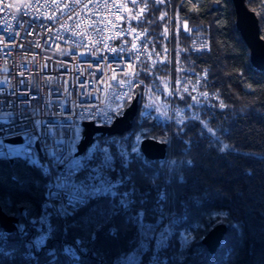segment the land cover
Returning a JSON list of instances; mask_svg holds the SVG:
<instances>
[{
  "label": "trees",
  "instance_id": "obj_1",
  "mask_svg": "<svg viewBox=\"0 0 264 264\" xmlns=\"http://www.w3.org/2000/svg\"><path fill=\"white\" fill-rule=\"evenodd\" d=\"M245 4L255 13L264 40V0H245ZM182 21L187 22L188 33L181 31ZM138 26L153 37L157 48L170 50L171 63L143 64L139 82L117 113L138 94L134 125L121 135H97L82 156L98 146L113 155L119 170L120 154L127 152L125 159L141 190L149 193L148 207L156 198V186L167 191L177 223L170 247L159 254L169 264H264V70L250 63L248 48L235 27L231 1L151 0ZM198 37L207 39V49L192 47ZM148 137L165 142L162 161L137 155L140 140ZM225 144L229 150L221 152ZM13 174L26 178L23 187L12 182ZM46 185L40 169L23 161L0 160V207L8 216L21 214L16 226L25 205L34 215L23 222L27 225L38 218ZM96 203L90 202L68 223L78 221ZM218 213L227 214L220 218L226 229L210 254L201 238L217 224L212 216ZM52 222L59 230L44 248L31 250V259L27 243L37 232L30 227L27 237L19 236L17 227L4 232L8 234L5 251L13 255L0 259V264H68L62 253L53 260L48 252L73 244L82 233L69 229L65 236L64 220ZM113 226L115 234L110 231ZM185 229L191 231L192 239L181 247L179 234ZM138 246V228L121 214L97 233L94 244L88 245L90 251L77 252L76 264H119ZM155 253L153 240L141 255V264H152ZM173 255L175 261L170 259Z\"/></svg>",
  "mask_w": 264,
  "mask_h": 264
},
{
  "label": "built area",
  "instance_id": "obj_2",
  "mask_svg": "<svg viewBox=\"0 0 264 264\" xmlns=\"http://www.w3.org/2000/svg\"><path fill=\"white\" fill-rule=\"evenodd\" d=\"M149 2L0 0V109L55 120L66 139L83 121L111 124L143 64L171 63L170 50L157 48L138 26ZM180 27L189 32L187 22ZM191 45L204 50L208 41L198 37ZM9 139L24 142L22 136Z\"/></svg>",
  "mask_w": 264,
  "mask_h": 264
},
{
  "label": "snow or ice",
  "instance_id": "obj_3",
  "mask_svg": "<svg viewBox=\"0 0 264 264\" xmlns=\"http://www.w3.org/2000/svg\"><path fill=\"white\" fill-rule=\"evenodd\" d=\"M223 106L222 104L221 107ZM36 115V112L29 116L23 110L5 112L0 109V160L23 161L42 170L49 178L46 200L38 218L29 220L26 225L24 219L34 214L25 205L21 223L16 226L21 237L29 235V227L37 232L35 239L27 243L30 249L27 257L31 259V250L44 248L46 242L54 238L59 225L52 221L63 219L65 236L69 229H78L82 235L76 236L73 244H63L59 249L49 251L48 256L54 260L62 253L68 264H76L79 259L77 252L90 251L88 245L94 244L97 233L111 224L116 216L123 214L127 223L138 228L139 238L138 248L127 256L123 264H141L140 257L148 251L153 240L156 253L151 257L152 264H169V260L162 259L159 254L161 249L170 247V239L177 223L167 191H162L156 186V198L151 202V207H148L149 193L141 190L136 173L131 170L129 161L125 159L129 155L127 152L122 151L120 154L119 170L113 162V155L98 146L90 150L86 157L78 158L73 154L75 132L70 139H66L58 132V129L63 127L61 123L55 120L44 122L38 118L32 119ZM208 133L214 135L211 129H208ZM15 136H22L24 142L20 145L6 143L9 137ZM37 144L39 148L35 147ZM219 150H229V145H222ZM135 151L133 146V152ZM187 163L191 165L192 162ZM60 168H63V171H58ZM11 180L20 187L26 183V178L20 174H13ZM92 201L97 203L89 208L85 216L75 223H68L69 217L75 216ZM216 215L223 217L227 214ZM147 219L153 222L146 223ZM110 231L115 234V226ZM179 235L181 247H187L192 239L191 231L185 229ZM7 239L8 234L0 231V259L13 255L5 251L4 244ZM21 244L23 246V241ZM170 259L175 261L177 257L173 255Z\"/></svg>",
  "mask_w": 264,
  "mask_h": 264
},
{
  "label": "water",
  "instance_id": "obj_4",
  "mask_svg": "<svg viewBox=\"0 0 264 264\" xmlns=\"http://www.w3.org/2000/svg\"><path fill=\"white\" fill-rule=\"evenodd\" d=\"M230 1L234 8L235 27L248 48L250 63L255 69L264 70V40L260 36L258 19L255 13L246 6L245 0ZM137 102L138 94H135L121 114L116 115L109 125H97L92 121H83L80 125L81 137L73 154L77 157L84 154L97 135H121L128 131L135 122L138 111ZM6 142L16 143L19 139H9ZM165 146V142L148 137L140 140L138 149L145 159L162 161L166 155ZM20 215L16 213L8 216L0 207V231L10 233L16 229ZM225 229L224 223H217L201 238V243L210 254L215 252Z\"/></svg>",
  "mask_w": 264,
  "mask_h": 264
},
{
  "label": "rangeland",
  "instance_id": "obj_5",
  "mask_svg": "<svg viewBox=\"0 0 264 264\" xmlns=\"http://www.w3.org/2000/svg\"><path fill=\"white\" fill-rule=\"evenodd\" d=\"M80 137H81V127H79L78 128V133L76 134V137H75V139H76V144H77V142L79 141V139H80ZM76 144H75V147H76ZM86 153V152H85ZM84 153V154H85ZM139 151H137V155H139ZM83 155V154H82ZM82 155H80V156H78V158H81V157H83ZM213 218H215L216 220H215V223H220V218L221 217H217V215H213L212 216Z\"/></svg>",
  "mask_w": 264,
  "mask_h": 264
}]
</instances>
